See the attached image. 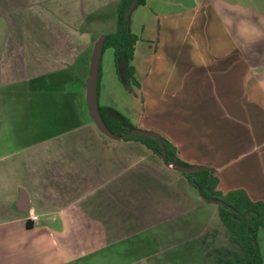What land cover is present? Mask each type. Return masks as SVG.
Instances as JSON below:
<instances>
[{
  "label": "crops",
  "instance_id": "1",
  "mask_svg": "<svg viewBox=\"0 0 264 264\" xmlns=\"http://www.w3.org/2000/svg\"><path fill=\"white\" fill-rule=\"evenodd\" d=\"M118 2L0 0V264H217L234 252L210 249L213 204L179 171L88 116L92 50ZM131 15L133 126L215 172L221 193L264 203V0H145Z\"/></svg>",
  "mask_w": 264,
  "mask_h": 264
},
{
  "label": "trees",
  "instance_id": "2",
  "mask_svg": "<svg viewBox=\"0 0 264 264\" xmlns=\"http://www.w3.org/2000/svg\"><path fill=\"white\" fill-rule=\"evenodd\" d=\"M131 2L132 0H119L116 8V30L104 36L102 48V52L106 48L113 50L115 74L126 90L131 86H139L135 78V68L131 64L138 37L131 32L130 17L125 19V13ZM144 3L145 0H138L133 11ZM99 113L111 133L123 141H139L161 158L158 142L155 139L130 135L129 133L136 128L118 111L99 106ZM161 140L166 151V163L190 167L177 157L172 144L163 137ZM179 173L205 202L216 204L221 223L229 232L231 242L238 247V252H219L217 264H264L258 246V232L264 228V203L251 201L242 190L221 193L217 189L218 178L211 170ZM224 253L229 255L223 258Z\"/></svg>",
  "mask_w": 264,
  "mask_h": 264
},
{
  "label": "rangeland",
  "instance_id": "3",
  "mask_svg": "<svg viewBox=\"0 0 264 264\" xmlns=\"http://www.w3.org/2000/svg\"><path fill=\"white\" fill-rule=\"evenodd\" d=\"M133 15H130V29L132 33H133V23L135 22V17ZM111 24L106 23V25L101 27V29L105 30L106 35L111 34L115 32L116 30V20H114V15H113V20L111 21ZM109 27H111V29H109ZM100 61H101V64H100L101 71L104 74H106V77H107V80L105 81L106 89H104V92L103 91L101 92L100 98L98 99L100 106L102 105L112 106L114 110L116 109V111L123 114L124 117L126 116L125 118L128 117L130 120L128 118L127 119L129 120L130 123L132 122L133 124H136L134 113L136 109H139L138 108L139 105L133 100V96L129 94V91L126 90L117 79V76L114 70L115 68H114V61H113V50L111 48L104 49L101 54ZM109 75L110 77L112 76L114 78V79L112 78V81H109L108 79ZM142 97L143 96L139 97L141 103L143 100ZM85 107L87 110L86 104H85ZM206 207L213 209L215 213L214 219L211 220V227L214 228L217 233V237L210 239L208 242L210 249L224 248V249L232 250L234 252H238V247L231 242L229 232L224 227V225L221 223L218 217L217 207L210 205V204H208V206ZM258 246H259L261 259L264 262V228H261L258 232ZM228 255L229 254L227 255L224 254L222 255V257L224 258ZM209 263L214 264L213 256L209 258Z\"/></svg>",
  "mask_w": 264,
  "mask_h": 264
},
{
  "label": "water",
  "instance_id": "4",
  "mask_svg": "<svg viewBox=\"0 0 264 264\" xmlns=\"http://www.w3.org/2000/svg\"><path fill=\"white\" fill-rule=\"evenodd\" d=\"M137 2L138 0H132L131 4L129 5L125 13L126 20L130 17ZM103 40H104V36L99 37L97 41L95 42L93 50H92L91 61L89 64V74L85 82V102L87 105L88 116L93 121L96 129L108 139L118 140L120 138L114 135L113 133H111L107 129L99 113L97 86H98L99 64H100V58H101V53H102V48H103ZM129 134L139 135L142 137L155 139L161 148V161L165 166H170L181 173H193V172H197L201 170H209L208 168L203 167V166L182 167L174 163H166L165 162V156H166L165 147H164L163 141L161 140V137L156 133L134 129ZM20 203H22V201ZM211 204L216 205L215 203H211ZM26 210H27L26 208L22 209L23 212H25Z\"/></svg>",
  "mask_w": 264,
  "mask_h": 264
},
{
  "label": "built area",
  "instance_id": "5",
  "mask_svg": "<svg viewBox=\"0 0 264 264\" xmlns=\"http://www.w3.org/2000/svg\"><path fill=\"white\" fill-rule=\"evenodd\" d=\"M30 219L35 221L37 219V217L36 216H31Z\"/></svg>",
  "mask_w": 264,
  "mask_h": 264
}]
</instances>
